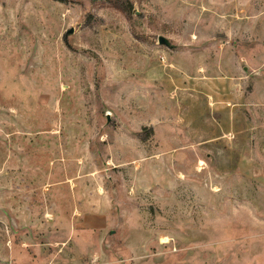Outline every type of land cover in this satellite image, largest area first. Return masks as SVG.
<instances>
[{
    "label": "rangeland",
    "instance_id": "rangeland-1",
    "mask_svg": "<svg viewBox=\"0 0 264 264\" xmlns=\"http://www.w3.org/2000/svg\"><path fill=\"white\" fill-rule=\"evenodd\" d=\"M113 1L0 0V264H264V0Z\"/></svg>",
    "mask_w": 264,
    "mask_h": 264
},
{
    "label": "trees",
    "instance_id": "trees-1",
    "mask_svg": "<svg viewBox=\"0 0 264 264\" xmlns=\"http://www.w3.org/2000/svg\"><path fill=\"white\" fill-rule=\"evenodd\" d=\"M112 3L113 5L117 6L121 11H123L129 19H131L132 17L131 12L127 11V9L124 6L125 2L123 0H116V1H113ZM127 7H128V10L132 8V5L130 2H127Z\"/></svg>",
    "mask_w": 264,
    "mask_h": 264
},
{
    "label": "water",
    "instance_id": "water-1",
    "mask_svg": "<svg viewBox=\"0 0 264 264\" xmlns=\"http://www.w3.org/2000/svg\"><path fill=\"white\" fill-rule=\"evenodd\" d=\"M72 32V31H71ZM70 33V32H69ZM68 35V34H67ZM162 43H165V39L164 38H161L160 40Z\"/></svg>",
    "mask_w": 264,
    "mask_h": 264
}]
</instances>
